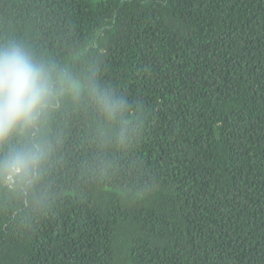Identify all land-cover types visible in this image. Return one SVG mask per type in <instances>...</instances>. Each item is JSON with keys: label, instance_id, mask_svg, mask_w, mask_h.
Here are the masks:
<instances>
[{"label": "trees", "instance_id": "16d2710c", "mask_svg": "<svg viewBox=\"0 0 264 264\" xmlns=\"http://www.w3.org/2000/svg\"><path fill=\"white\" fill-rule=\"evenodd\" d=\"M94 73L123 143L66 104L35 192L0 193V264H264V0H0V43Z\"/></svg>", "mask_w": 264, "mask_h": 264}, {"label": "clouds", "instance_id": "9594fccd", "mask_svg": "<svg viewBox=\"0 0 264 264\" xmlns=\"http://www.w3.org/2000/svg\"><path fill=\"white\" fill-rule=\"evenodd\" d=\"M95 107L107 128L101 139H127L131 123L128 101L99 86L94 73L65 70L23 42L0 43V193L22 199L35 192L54 151L46 136L53 116L66 104Z\"/></svg>", "mask_w": 264, "mask_h": 264}]
</instances>
